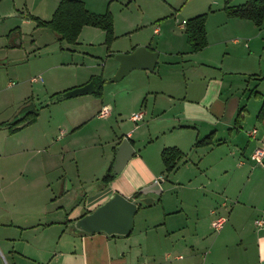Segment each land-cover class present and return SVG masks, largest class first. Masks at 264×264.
<instances>
[{"label":"rangeland","instance_id":"1","mask_svg":"<svg viewBox=\"0 0 264 264\" xmlns=\"http://www.w3.org/2000/svg\"><path fill=\"white\" fill-rule=\"evenodd\" d=\"M61 1L0 0V123L11 124L29 112L38 113L35 123L15 133L10 134L6 127L0 126V177L5 187L3 193L0 192V198L7 199L5 204H0L1 221H6L9 210L16 209L18 213L24 207L28 212L31 209L32 221H45L43 209L53 198L52 192L57 193V187L48 189L47 181L52 176L49 173L53 166L57 164H63L73 180L77 177L78 169L81 175L92 182L86 191L95 190L100 185L99 179L109 158L110 139L136 126L138 128L132 136L135 152L160 165L161 172L162 150L175 147L176 143H180L182 149L187 151L186 163L192 168L196 169L197 164L204 160L205 165L207 161L211 165L210 170H216L217 166L212 164L213 155L203 158V148L199 151L197 147H191L192 133L188 135V132H184V136L178 137L176 131L196 130L179 127V116L186 107L188 109L191 106L189 101L201 97L208 86L212 89L215 81L222 80L225 88L231 87L229 91H221L223 100L244 96L241 106L246 107V120L235 128L232 123L231 130L246 134L254 128H261L252 119L256 117L259 106L254 103L256 99L253 96L250 102L247 101L249 94L245 89L247 85L249 89L255 85L253 78L256 74L253 76L251 72L257 73L264 67V57L260 61L259 56L261 41H264L263 27L259 35V50L255 52L256 42L248 59V68L244 67V71L248 72L242 74L243 70L235 66V58L240 57L232 53L233 44L242 37L241 32L235 23L226 22V18L238 19L228 16L226 7L243 4L246 0H78L93 14L109 13L113 27L109 43H106L104 31L91 26L81 29L75 43L60 41L50 29L37 26V20L52 19ZM199 15L206 17V46L192 52L183 27L188 19ZM139 47H152L158 53L154 70H133L122 80L109 82L118 69L112 72L113 66L118 65L114 56ZM222 61L223 71L220 70ZM96 76L103 80L104 103L110 104L111 110H114L111 117L91 121L78 129L80 132L73 137H68L74 139L73 143H77L79 150L74 156L76 161L72 162L70 157L65 156L62 163L59 149L70 131L64 137L60 136V131L74 130L69 128L71 124L68 118L78 110L82 111L87 102L94 100L90 95L69 99H62V95L67 89H77V85ZM33 78L41 80L32 82ZM139 112L144 114L142 121L137 122V125L130 123V116ZM174 115L177 116L174 123L176 129H171L167 123L169 120L171 123ZM199 127L203 128V124L200 123ZM214 128L221 132L219 139L226 137L222 156L228 154L227 150L233 143L230 142L227 126L210 129ZM61 154L64 153L61 151ZM234 157L238 156L229 160ZM180 166L181 171L178 173L163 172L161 194L153 195L151 213L145 214V209L137 211L133 219L132 236L137 235L143 227L141 224L149 222L146 216L149 214L153 217L151 214L155 208H158V212L163 207L170 209L180 199L184 200V206L196 204L194 197L200 194V190L196 189L195 179L189 183L190 177L182 169L184 164ZM219 176L218 172L208 185L213 192L206 187L202 189L214 193L227 184L232 192H237V176L231 182L228 176ZM95 179H98V184Z\"/></svg>","mask_w":264,"mask_h":264},{"label":"crops","instance_id":"2","mask_svg":"<svg viewBox=\"0 0 264 264\" xmlns=\"http://www.w3.org/2000/svg\"><path fill=\"white\" fill-rule=\"evenodd\" d=\"M226 22L235 23L241 32L242 39L240 38V41L233 44L232 53H235V57H240V59L235 58L237 61L235 66L239 70H243L242 74H245L248 71H244V67L248 68V59L252 55L256 42L255 52L259 50V35L262 27V33H264V20L260 27L255 26L249 20L240 18L234 20L226 18ZM259 30L260 33H258ZM261 44L260 61L264 57V41H261ZM148 49L154 51L152 47ZM133 51L134 49L119 53L129 54ZM253 55H255L254 52ZM223 65L224 61L221 63V71H223ZM117 67V64L113 66V73ZM255 72H251L253 76L256 74L253 78L254 87L249 89L247 85L245 89L249 94L247 101L250 102V98L253 96L256 99L254 103L259 106L256 117L252 119L259 123L261 128H256L257 130L254 128L256 130L254 137H249V132L243 134L238 130H231L232 123L235 128L241 126V123L246 120L244 118L246 107L241 106L244 96L222 99L221 91L231 89V87L230 89L229 87L225 88L222 80L215 81L212 89L208 86L198 99L189 101L192 103L191 106L188 109L186 107L179 116V127L196 130H176L178 137L184 136V132H188V135L192 133L190 134L191 147H197L199 151L203 148V158L213 155L212 164L217 166L216 170H210L209 162L207 161L206 165L208 166L206 167L203 160L200 162L201 166L197 164L196 169L192 168L189 163H186L185 152L187 151L182 149L180 143H176L175 148L180 150L185 157L175 171L180 172V165L184 164L182 169L185 174L188 173L189 183L195 179L196 189L200 190V194L194 197L196 204L192 202V207L184 206V200L180 199L179 203L175 207L171 206L170 209L163 207L158 212V208H155V212L151 214L153 217L147 214L149 222L141 224L143 227L138 230L136 236H132L131 232L126 237L111 238L102 232L85 234L73 230L74 221L91 213L114 193L135 199V193L154 181L159 182L162 187L163 164V172H161L160 165L157 166L154 161L145 159L139 152H135L124 169L115 175L112 181L104 186L101 185L102 177L108 168L113 166L120 142L127 139L135 150L132 136L133 131L138 128L136 126L121 135L115 134L110 139L109 158H107L104 171L102 170L103 173L99 179L100 185L95 190L88 189L86 191V187L92 182L81 175L78 169L77 177L73 180L69 177L63 164L51 165L53 169L49 173L52 176L47 181L48 189L51 190V186L57 187V193L51 191L53 198L43 209L46 214L45 221H32L33 213L31 209L28 212L25 207L18 213H16V209L9 210L6 221L0 219V264H264V225L258 227L255 224L256 220H264V161L263 166H260L249 159L256 148H264V117L258 118L264 98V67L257 70V73ZM89 80L75 88L88 84ZM261 85H263L262 88ZM69 90L72 89H67V91ZM90 96L94 100L91 103H86L87 106L82 110L83 112L78 110L68 118L71 124L69 128H74V130L60 131L61 137L70 131L59 149L60 162L62 163L65 156L70 157L72 162L76 161L74 156L79 150L77 143H73L74 139H68V137H73L80 132L78 129L91 121L111 117L114 110V108L111 110L110 104L104 103V98L97 99L93 94ZM103 106H109L110 113L107 117L101 118L98 113ZM242 109L239 120L241 123H237L236 118ZM175 118H177L176 115L173 116L171 123L170 120L167 123L171 129H176L174 128ZM200 123L203 124V128L199 127ZM220 125L223 128L227 126V132L231 136L230 142L233 143L230 150H227L229 153H225L223 156L226 137L219 139L220 130L210 129ZM204 128H209V130H202ZM193 134H195L194 137ZM210 135L206 144L195 145L196 142ZM61 151L64 154H61ZM188 151L190 153V150ZM235 155L238 157L229 160ZM75 163L77 166V162ZM46 164L50 165L48 162ZM218 172L220 176H228L229 182L235 176L238 177L239 189L237 192H232V188L224 184L221 190L218 189V192L211 193L213 191L208 188V185L210 180L212 183ZM96 180V184H98V179ZM67 184L69 187H66ZM205 187L211 192L202 189ZM4 188L2 177H0L1 193ZM79 192L83 194L80 195ZM144 198H152V202L140 204L138 211L145 209V214L151 213L153 195L140 196L137 200L140 202ZM6 201V198H0V204H5ZM218 219H224V222L220 229L215 230L212 223Z\"/></svg>","mask_w":264,"mask_h":264},{"label":"trees","instance_id":"3","mask_svg":"<svg viewBox=\"0 0 264 264\" xmlns=\"http://www.w3.org/2000/svg\"><path fill=\"white\" fill-rule=\"evenodd\" d=\"M226 13L230 17L246 19L255 26L260 27L264 20V0H247L243 5L236 7H226ZM205 15H199L188 19L184 23V31L187 36V42L192 52L203 49L206 46ZM37 26L46 27L56 34L58 40L67 43H75L81 29L84 26L99 28L104 31L106 43L112 40L113 27L109 13L96 15L89 12L83 2L78 0H62L56 8L52 19L49 21L37 20ZM89 82H93L95 92L93 96L97 99L102 98L103 80L101 77H91ZM254 92V91H253ZM243 109L239 111L236 122H240V116ZM37 111L27 113L23 118L12 122L11 124L0 123V126L6 127L8 133L12 134L36 122ZM264 117V98L262 106L258 113V118ZM207 136L203 140L196 142V146L204 145L209 140ZM185 155L175 147L164 148L161 152V161L165 173L175 171L178 164L184 160ZM112 166L108 168L101 179V185H106L113 180ZM135 193L134 198H139ZM113 238V237H111Z\"/></svg>","mask_w":264,"mask_h":264},{"label":"water","instance_id":"4","mask_svg":"<svg viewBox=\"0 0 264 264\" xmlns=\"http://www.w3.org/2000/svg\"><path fill=\"white\" fill-rule=\"evenodd\" d=\"M115 61L118 69L109 82H118L133 70L152 72L157 64L158 53L147 47L136 48L129 54H116ZM95 92L93 82L68 91L62 95V99L78 96L92 95ZM135 155V150L127 139H123L117 147L112 174L118 175L126 166L128 161ZM139 196L161 194L159 182L154 181L148 186L141 188ZM135 199L126 198L119 193H114L105 203L97 206L91 213L77 219L73 223L74 230L94 234L102 232L108 237H126L133 229V219L141 203L150 204L152 198H144L140 202Z\"/></svg>","mask_w":264,"mask_h":264},{"label":"built area","instance_id":"5","mask_svg":"<svg viewBox=\"0 0 264 264\" xmlns=\"http://www.w3.org/2000/svg\"><path fill=\"white\" fill-rule=\"evenodd\" d=\"M40 78H33L31 81L32 82H38L40 81ZM110 113V108L108 106H103L99 113L98 116L101 118L107 117ZM143 113L139 112V113H135L132 116H130V121L133 123H137L142 121L143 119ZM249 137H254L256 134V130L252 129L249 133ZM249 159L255 163L258 164L260 166H263V161H264V148H256L250 155ZM224 222V219H218L215 222L212 223V227L213 229L217 230L220 229L222 224ZM256 226L258 227H262L264 225V220H256L255 221Z\"/></svg>","mask_w":264,"mask_h":264}]
</instances>
